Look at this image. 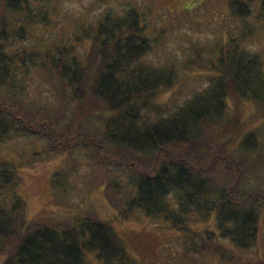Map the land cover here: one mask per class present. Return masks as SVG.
<instances>
[{
    "label": "trees",
    "instance_id": "16d2710c",
    "mask_svg": "<svg viewBox=\"0 0 264 264\" xmlns=\"http://www.w3.org/2000/svg\"><path fill=\"white\" fill-rule=\"evenodd\" d=\"M230 2L234 14L241 19L250 17L252 5L257 3L258 19L264 23V0ZM51 4V0L38 4L33 0H0V48L9 41L11 21L18 24L21 37L28 31L24 27L41 26L40 32L52 27ZM144 17L141 7L131 5L120 11L106 10L97 23L86 18L83 34L76 37V43L81 40L87 45L85 59L81 61L77 56L69 59L73 44L58 45L45 61L63 83L64 91L68 85L72 86V97L78 106L70 122L74 119L80 126L92 117L107 120L110 138L120 146L118 150L102 146V164L108 169L115 164L114 154L134 160L133 163L127 160L125 164L134 172V193L120 201L118 215L121 218L132 217L133 209L139 208L147 215H162L171 227L181 229L191 223L189 217L195 210L206 216L215 211L220 234L236 249L252 248L258 239L260 217L264 216V189L261 187L264 183H259L257 188L243 185L247 168L254 163L256 167L262 164L259 161L264 160V144L252 130L242 141L244 151L240 160H232L230 154H220L223 148L218 141H210L208 145L203 142L201 128L222 118L232 101L254 103L264 109V58L260 52L244 45L252 38L254 27L248 26L240 36L227 37L216 52L209 85L162 115L159 105L163 103L157 98L160 94L168 97L175 91L176 66L143 62L152 46ZM16 54L2 58L3 51H0V74L8 82L12 76L14 78L15 67H20L21 59L24 62L33 56L41 59L43 53L38 49L35 53L25 50ZM89 89L107 108H101L96 116L92 109L85 107L88 103L82 91ZM1 104V140L16 130L18 121L24 123L25 131L47 136L50 142L59 141L58 134L52 128L49 130L50 124L40 123L42 128L34 127L19 112ZM65 105L66 101L61 99L59 106ZM153 105L157 112L154 114L151 113ZM82 106L85 110L80 113L78 109ZM20 110L31 118L32 112ZM7 115L11 118L9 125L4 122ZM69 126L66 124L67 129ZM198 146L205 147L207 152L202 154L196 150ZM127 149L135 153V159L125 152ZM160 156L166 158L164 165L155 174L148 173L143 158ZM6 164L0 169V196L15 178L9 168L13 163ZM222 171L228 173L227 181L224 187L217 188L213 177L218 178ZM107 189L114 193L112 187L107 186ZM171 194L177 205L170 200ZM25 209L26 203L21 197L13 199L10 208L0 205V264H85V251L97 252L104 264H142L129 255L109 222L89 217L80 226L60 231L47 224L28 222ZM219 251L222 261L232 262L233 257L226 248L219 247Z\"/></svg>",
    "mask_w": 264,
    "mask_h": 264
},
{
    "label": "rangeland",
    "instance_id": "374dc122",
    "mask_svg": "<svg viewBox=\"0 0 264 264\" xmlns=\"http://www.w3.org/2000/svg\"><path fill=\"white\" fill-rule=\"evenodd\" d=\"M33 1L38 4L42 0ZM230 1L51 0L50 10L54 20L52 27L49 26L45 32H40L41 26L24 27L28 31L21 37L18 24L9 22V41L0 48L2 58L16 56L17 52L25 50L35 53L39 49L43 54L41 59L37 56L26 58L25 62L21 59L20 67H15V76L9 82L0 74L1 106H10L34 127L40 128V123L51 125L49 130L52 128L58 134L59 141L50 142L47 136L25 131L23 122H15L16 130L0 139V169L10 161L13 164H9V168L15 174L13 183L0 196V205L10 208L13 199L21 197L26 203L28 222L47 224L60 231L80 226L89 217L100 218L113 225L129 255L142 264H264L263 215L258 224L256 244L247 250L236 249L228 238L220 234L215 211L206 216L195 210L189 217L191 223L181 229L171 227L164 216L147 215L139 208L133 209L132 217L121 218L118 215L120 201L129 193H134V172L125 164L127 160L132 163L134 160L114 154L115 164L111 168L102 164L103 145L114 147L110 148L114 150L120 147L110 138L107 120L92 117L80 126V122L74 119L70 122L78 106L72 97V86L68 85L64 91L63 83L45 63L58 45L73 44L69 59L77 56L83 61L87 45L81 40L76 43V37L83 34L86 18L97 23L106 10L120 11L131 5L139 6L145 14L144 23L152 43L143 62L176 66L175 91L168 97L160 94L157 98L163 103L159 105L160 113L166 114L209 85L216 52L228 40L227 37L240 36L248 26L254 27L252 38L244 45L260 52L264 58V23L258 19L259 5L254 3L253 14L241 19L234 14ZM64 93L68 97H63ZM82 93L88 103L84 106L92 109L95 116L102 109H107L90 89ZM61 99L66 101L63 108L59 106ZM84 106L79 107L80 113L85 110ZM20 108L32 112L31 118ZM155 108L153 105L152 114L157 113ZM10 119L7 115L6 125L11 124ZM150 122H155V119ZM252 130L257 132L260 143L264 144V109L254 103L236 101L231 102V107L222 118L201 128L205 144L218 141L223 148L220 154H230V158L237 161L244 151L242 141ZM196 150L202 154L207 152L202 146ZM125 152L135 159L132 150ZM212 152L208 153L209 156ZM260 158L263 159V156ZM165 160L162 156L146 157L143 164L148 165V173L155 174ZM119 161L123 163L119 164ZM259 162L262 164L256 167L254 163L247 168L243 186L257 188L259 183H264V160ZM226 174L222 171L221 176L213 177L217 188L224 187ZM107 186L112 187L114 193H109ZM261 187L264 189V185ZM170 200L177 205L174 194L170 195ZM219 247L231 253L232 262L222 261ZM84 260L85 264H104L95 251H85Z\"/></svg>",
    "mask_w": 264,
    "mask_h": 264
}]
</instances>
